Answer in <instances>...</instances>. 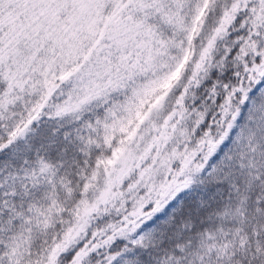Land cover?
Segmentation results:
<instances>
[{
	"label": "snow or ice",
	"instance_id": "1",
	"mask_svg": "<svg viewBox=\"0 0 264 264\" xmlns=\"http://www.w3.org/2000/svg\"><path fill=\"white\" fill-rule=\"evenodd\" d=\"M0 264H264V0H0Z\"/></svg>",
	"mask_w": 264,
	"mask_h": 264
}]
</instances>
